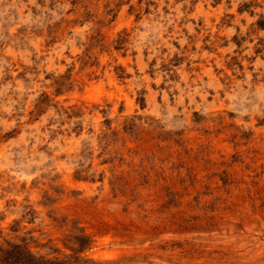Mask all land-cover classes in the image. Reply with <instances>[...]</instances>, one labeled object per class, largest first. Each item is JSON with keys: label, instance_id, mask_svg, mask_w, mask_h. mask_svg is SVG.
Returning <instances> with one entry per match:
<instances>
[{"label": "rangeland", "instance_id": "374dc122", "mask_svg": "<svg viewBox=\"0 0 264 264\" xmlns=\"http://www.w3.org/2000/svg\"><path fill=\"white\" fill-rule=\"evenodd\" d=\"M10 245L264 264V0H0Z\"/></svg>", "mask_w": 264, "mask_h": 264}, {"label": "trees", "instance_id": "16d2710c", "mask_svg": "<svg viewBox=\"0 0 264 264\" xmlns=\"http://www.w3.org/2000/svg\"><path fill=\"white\" fill-rule=\"evenodd\" d=\"M1 264H66L65 262L36 257L21 245H10L9 249L0 248Z\"/></svg>", "mask_w": 264, "mask_h": 264}]
</instances>
